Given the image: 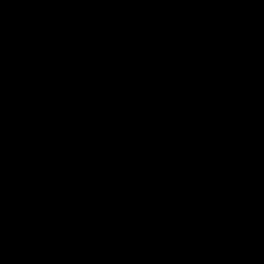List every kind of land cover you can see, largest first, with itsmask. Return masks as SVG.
Returning a JSON list of instances; mask_svg holds the SVG:
<instances>
[{"label": "water", "instance_id": "1", "mask_svg": "<svg viewBox=\"0 0 264 264\" xmlns=\"http://www.w3.org/2000/svg\"><path fill=\"white\" fill-rule=\"evenodd\" d=\"M264 228V0H0V264H237Z\"/></svg>", "mask_w": 264, "mask_h": 264}]
</instances>
